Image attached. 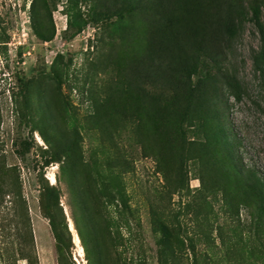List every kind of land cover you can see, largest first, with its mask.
<instances>
[{"label": "rangeland", "instance_id": "374dc122", "mask_svg": "<svg viewBox=\"0 0 264 264\" xmlns=\"http://www.w3.org/2000/svg\"><path fill=\"white\" fill-rule=\"evenodd\" d=\"M69 2L0 0V32L7 38L0 46V264H59V260L63 264H264V208L257 209L254 199L239 187L234 163H226L232 185L223 186L195 152L181 158L175 147H169L159 167L156 157L142 155L128 134L120 140L130 161V170L121 175L126 200L121 198L130 207L125 212L127 224L120 233H109L104 216L119 219L114 209L122 204L117 198L97 214L98 236L93 224H86L73 205L71 161L91 172L92 181L98 182L96 189L103 190L101 182H108L103 174L107 147L93 130L71 131L63 105L72 107L78 126L87 125L83 113L90 102L88 88L119 77L120 66L114 63L125 64L144 46L140 41L144 28L136 23L134 34L117 33L112 29L116 18L95 21L92 2L76 0V18L84 25L70 29ZM244 5L248 10L247 0ZM51 23L53 38L37 37L34 26L47 30ZM259 45L252 22H246L223 65L234 68L244 92L236 99L221 91L226 102L221 119L230 136L239 139V146L232 147L237 161L264 176V90L251 68V52ZM60 74L61 85L55 79ZM21 79L28 91L18 87ZM117 102L131 108L125 96ZM189 136H194L193 131ZM220 159L227 158L218 156L216 161ZM46 181L59 189L72 237L67 251L57 249L40 209L39 193ZM225 191L230 193L228 200ZM97 194L93 204L104 203L107 191ZM151 208L171 230L170 251L162 248V235L152 231ZM73 214L84 232L82 242ZM75 235L78 242L73 241Z\"/></svg>", "mask_w": 264, "mask_h": 264}, {"label": "trees", "instance_id": "16d2710c", "mask_svg": "<svg viewBox=\"0 0 264 264\" xmlns=\"http://www.w3.org/2000/svg\"><path fill=\"white\" fill-rule=\"evenodd\" d=\"M86 1L92 2L94 7L93 20L116 18L112 29L117 33L134 34L136 25L144 28L140 38L144 46L130 54L125 64L114 63L120 66L119 77L103 82L100 87L94 85L88 88L90 102L83 113L87 125L78 126V118L72 107L67 103L63 105L71 131L82 128L93 130L101 144L107 147L106 173L103 171V174L113 185L102 181L103 190H97L98 182L92 181L91 172L81 169L76 161H71L69 174L73 205L79 208L86 224H93L95 235L100 233L96 216L101 213L100 210L114 203L113 198L114 201L117 198L122 207L118 209L116 206L114 209L119 219L112 214L109 218L104 216L109 233L112 230L120 233L123 224H127L124 223L125 212L130 207L122 193L124 185L121 175L130 170V161L125 157L120 143L123 134H128V138L140 146L142 155L156 157L159 167H163V160L166 159L163 153L169 147H175V154L181 158L195 152L200 164L206 165L223 186L232 185L227 178L226 166L227 160L231 161L240 178L239 187L254 199L253 204L257 209L264 208V176L252 168H244L237 161L236 151L232 147L239 146V139L230 136L221 119L226 105L221 91H228L236 99L244 92L234 68L223 65L246 22H252L259 36V48L251 52V68L264 90V1L247 0L248 10L244 5L245 0ZM69 3L71 15L67 18V25L70 29H81L84 24L77 21L76 0ZM44 7L51 22V12L48 6ZM46 29L34 26L35 34L43 41H49L54 36L52 23ZM6 42V36L0 32V46H5ZM61 77L62 74L55 77L60 85ZM18 87L28 91V85L22 79ZM122 96L129 99L131 108L114 103L116 98ZM13 98L15 100V94ZM110 105L116 107L111 108ZM191 131L194 133L192 137L189 136ZM218 156L227 159L216 161ZM104 189L107 199L104 203L93 204L98 200L93 195L99 198L97 191L104 193ZM59 194L57 186L46 181L39 193V204L55 237L57 249L63 252L72 246V237L62 204L59 203ZM229 197L230 193L225 191L224 199L228 200ZM89 198L91 203L88 202ZM149 212L152 231L162 235L160 244L170 251L171 230L157 211L151 208ZM72 218L82 242L84 232L75 214ZM117 255L119 259L120 254ZM59 264L63 263L59 260Z\"/></svg>", "mask_w": 264, "mask_h": 264}, {"label": "bare ground", "instance_id": "6f19581e", "mask_svg": "<svg viewBox=\"0 0 264 264\" xmlns=\"http://www.w3.org/2000/svg\"><path fill=\"white\" fill-rule=\"evenodd\" d=\"M78 237L75 235V238L73 239L74 242H78Z\"/></svg>", "mask_w": 264, "mask_h": 264}]
</instances>
